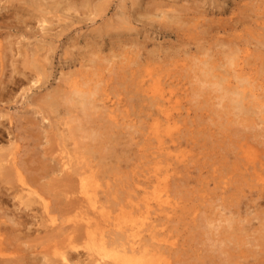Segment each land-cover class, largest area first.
<instances>
[{
    "label": "rangeland",
    "instance_id": "rangeland-1",
    "mask_svg": "<svg viewBox=\"0 0 264 264\" xmlns=\"http://www.w3.org/2000/svg\"><path fill=\"white\" fill-rule=\"evenodd\" d=\"M92 1L91 0L89 1L90 3H92L90 7L93 8V9H90L89 7L88 9L90 11L87 9V7L83 8V10L82 8H80L81 11L79 9H77L76 11L74 9L64 11V9H66L67 7H64V9H61V10L59 9L58 11L57 9L56 11H53V13L48 15L49 18L51 17L50 20L53 22V25L51 26L52 28L50 27L51 31L49 30L50 32L48 31L49 34H47L43 29L42 30L44 32L41 30L42 25L39 22V18L33 17L31 19L29 14L22 13L20 11H17V9H15L13 5H19L18 4L19 1L0 0V49H2L1 47H4L5 48L4 50H6V47L8 46V44H10L8 42L10 40L13 43H15L14 48L16 50L14 49V52L17 51L15 52L17 54L14 53V55H16L14 56L15 58L13 57L14 60L13 59L10 60L11 56L9 60L8 59L6 60L8 61L7 62L8 64L10 62L9 68L7 67L8 69L6 71L4 69V72L2 73V75L0 73V100L2 101V102L0 101V122H1L0 131L1 133H3V134H0V153L1 155L6 156L8 159L16 158L20 164L21 163L24 164L23 168L25 169V171L28 167H30L27 169L28 172L24 171V175H26L25 173H27L26 176L28 177L38 176L41 174L40 172H42V168H41V171L40 169L35 170L36 171V172L34 171L35 175L32 174L33 168L34 169L35 167L39 168L37 167L38 165H41L40 167H42L43 165L44 167V165L46 166L48 164L46 166L47 169H53V168L59 169L60 164L62 163L63 157L71 156V154H74L71 157L75 158V153L81 150V147L79 146L80 141L85 143L83 140L88 141L89 139H91L89 134H92L90 130L92 129L93 131V127L94 129L96 127V131L98 128L101 131L102 125L98 122L100 117L99 116H98L99 118L95 117L97 114L93 115L97 119V121L96 119L92 118L93 116L88 118L89 120H87V116L84 114L77 115L78 117L74 118L73 116H76V113L80 114V112H78L77 107H76L77 111L75 110L76 111L75 112L73 109H76V108L73 105H68L65 111L64 109L62 110V112L64 111L63 114L65 116L63 117L61 115L64 118L63 121L61 120L62 122L60 120L57 121V118H55L56 121L60 123V125L57 127L51 125L53 122L56 123L55 119H53L54 121L52 120V122L49 120H44L41 115V114L44 115V113H41V111L40 112L38 111L40 108H37V107H40V105L37 102L38 99L36 98H39L40 95L42 96L44 94L43 92H48V90L50 91L51 90L50 88L53 89V91L51 90L52 92L55 91L57 93L59 91L56 89H60V88L62 91L64 89V88L62 89L63 85L65 86L64 78H67L64 74L68 75V77L70 76V74L74 76L75 74L73 70H75V73H76V76L74 78L80 81L88 80L89 83L94 84L97 80V81H101L100 83L101 85L104 84L105 87L103 88L101 87L102 88L101 93L104 91L103 95L105 98L104 102H105L106 109L120 113V116L118 117V120H119L118 123L125 125L124 128L123 127L121 128V130L124 133H127V136H124L125 139L122 140L123 144L120 145L119 148L123 149L126 146L132 148L131 146L127 145L128 140L131 139V137L129 136L134 135L135 139L132 140V142H136L139 139L137 137L138 133L134 134V132H132L133 130L130 129L127 125H129V123H133L131 122V120H133L134 123H137L138 119L135 118L136 119L135 120L134 116H132L131 119L127 118L126 120H124L123 116L125 117L126 115L125 111L127 109H130L129 102L131 99L129 98H131L130 96L131 93L129 91L132 92L133 89H136L135 87L138 85L137 81L138 80L141 81V77H140L141 73H139L141 72V69H139L137 65H134L132 61L134 60L135 52L137 51L141 55H143L141 57L142 59H145L146 57L150 58L149 62H150V68L152 70L157 69V68L159 69L163 68L162 70L160 69L161 72H165L166 74L165 75L164 73H162L165 78L163 81L168 82V84L172 88H170L167 85L166 86L169 87L168 89L173 90V93L175 95L173 96L175 97V99H178L179 102H181V104L179 105V110L175 111L177 114L176 119L181 121L180 125L182 129L180 133L181 135L180 140L184 141L183 139H181L183 137H186L187 139L193 138L195 140V145H197V146L193 145V148H189L192 145L191 141L189 143L190 146H187L188 144L184 142L185 146L183 148L184 149L186 148L185 151H187L186 152L187 156L191 155L190 153L193 152L195 155L197 154L196 156H198L199 158L195 160L196 157L194 156L195 158L193 157L192 159L193 162H191L190 157L186 158V160L188 159L187 160L188 166L190 165L189 173H187L186 171V176H185L187 177V174H189L190 177L188 179L184 177L186 180H189L188 185L186 186L184 185V183L180 185L182 181L179 182V181L174 180L176 178L175 177L176 175L175 176L173 175L175 178H172L173 176L169 178L172 184L170 187V191L168 189L167 195H171L170 200L173 203L175 202L174 204H176L177 210H179V208L181 212L183 210L182 212L183 215L181 216L180 222L177 223L174 221H170V222L168 221L167 223V218L170 216L172 217L173 213H171L167 217H166V214H162V218H164V221L166 223V231L170 230V233L169 231L167 232L168 234L165 231L164 236H167L170 239V242H173L174 244H176V246H174L172 249L175 250V248L178 249L180 247L181 249L183 248L182 250L185 252V255H183L184 252L182 253L179 248V251L178 250L176 251L177 254H175L172 258V263L176 262V260L179 259L177 257H180L181 259L180 262H182L183 264H200V262L202 261H209V258H212V256H213L212 259L214 260V262L216 263L220 262L221 264H227V263L228 264H238V263L244 262V259L237 258L239 257L238 253L236 252L237 250L235 251L236 253L233 255H231V253L229 254L227 253L226 254L227 257L225 255L227 259L224 257L223 253L220 252L222 251L221 248H224L225 246H220L218 244L219 243L218 237L222 236L221 234L219 235L218 233H221L223 229L220 231L221 228L218 229L217 227H215L214 229H216L217 231H215L214 233L213 230H211V227H208L207 225V223H210V222L212 223L217 218H219L217 215L218 211L216 212L215 210H213L214 207L211 206L213 201L212 203L210 201V200H213L212 198L215 197L213 196L215 194L212 192L214 191L215 183L213 184L211 181H209V186L207 189L209 191V195L207 196L209 199L207 197L206 199L205 198L202 200L200 199L203 203L205 202L204 206H201L199 205L200 203L198 202V190H197L198 184H199L198 181L206 178L205 176L207 175L206 172L208 170L211 171L213 169L212 171L214 172L215 167L216 166L219 167L220 160L223 157H225L224 154L227 155V158L225 161L224 159L221 160V163H225L227 161L231 163L233 162V160H235L234 159L235 154L233 152L235 153L237 152L236 146H235L237 143L236 141L237 139L239 140L241 138L243 139L242 142H247L249 145L255 144L253 145V147H256V145L257 146L259 145L260 148L259 146L258 148L257 147L256 148L258 150L260 149L263 150L264 149V132H263L264 125L262 127V125H260V122H259L260 120L257 121V119L259 118L256 117L257 119L253 118L254 121L252 119L254 123H252V121L249 122L251 124H249L248 122H245L242 126L243 128L247 127V129H243L241 124L238 125V123H236V122L241 121L242 119L241 116H238L235 118L238 121L234 122L235 123V124L233 123L234 125L229 126L230 124H232L230 123V119H234L232 116L235 117V115H229V117H227V115L225 114L226 109H223L222 107L219 108L221 104L217 102L218 99L215 97L218 93L211 92L209 89H201L197 81L199 80L201 81L204 79L203 75L199 73L200 72L199 70H201V66L199 65L201 64L200 61L207 57V54L210 53V55H213L215 57L214 59H217V60L219 59L218 61L221 60L220 62H223L226 60L223 52L235 48L238 50V54H239L238 59L240 62V66L243 69L242 73L252 78L251 80L254 81L253 83L254 87L257 86L254 90L256 93L255 94L256 98L262 95L263 96L262 98L258 97L257 99L260 100L259 102L264 101L263 100L264 99V95H263L264 94V44H263L264 43V30H263L264 28V25H263L264 23V20H263L264 19V16H263L264 15V0H137V2L138 1L139 2L137 3L136 6H133V7L131 6L132 0H111V2L109 0H105V1L103 0V2L102 0H98V3H97V0H95L96 2H94V0ZM99 1L102 4L109 1L110 3L107 5L109 6L108 9L106 8L107 6L103 7L102 4L100 5ZM122 2H125L126 7H124V5H121ZM159 2L161 4H159ZM155 3L159 5L155 6ZM11 6H13L14 8ZM162 10L166 11L168 15H180L182 17L181 22L183 23L181 22L175 23V24L168 23V20L165 18L154 20L153 17L156 15H159ZM65 13L67 14V17L69 19L61 20L60 19L61 17L59 16ZM54 14H56L57 17L52 16ZM144 15H148V17L147 18L142 17ZM38 16H39V13H38ZM256 16H258V18ZM76 17H78V19ZM83 17H85V19ZM238 18H240V22H236V21H239ZM250 18L251 20L252 19L253 20L251 21ZM19 21H21L22 23ZM124 21L130 22V23L127 24L126 22L125 24ZM130 24H131L130 28L132 27V29H127ZM71 25L73 27H71ZM65 26H68V27L66 28ZM113 26H115L116 28L114 27L115 28L114 29ZM61 29L63 30V32H65L64 34L60 33V31H62ZM96 30L98 32H96ZM57 34H59V36ZM60 34H61V37H60ZM96 38L97 39L99 38V39L97 40ZM112 38L113 40L111 41ZM38 40H40L39 44L37 43ZM42 40L43 41L45 40L46 42L45 41L42 42ZM119 40H122L121 41L122 43L119 42ZM51 41L52 43L53 42L54 43L52 44ZM45 43L48 44V47L47 45H44L46 46L45 49L47 48L46 50H48L47 53L42 47L43 44ZM49 43H51L52 45L51 44L49 45ZM29 44L30 45L32 44V45L30 46ZM37 44L39 46H37ZM86 44H88L89 46L88 45L86 46ZM95 44H97V47H96L97 49L91 47V46L94 47ZM40 45L42 48L40 47ZM134 45L138 47L135 49L136 51L133 52L134 48H132L131 46H134ZM22 46H24V48H22ZM50 47H53V48H50ZM71 47L72 48L76 47V48H73L75 50H72ZM27 48H34L38 54L41 52V54L39 55L37 54V57L41 62L43 60L45 61V63H43L44 61L42 62L43 64L47 65L48 64L47 62L51 63V65L49 63L47 66H44L46 67L44 70H45V74L47 75V76L45 75L46 77H43L42 79V80L45 79L44 84H42L43 83L42 80L38 81L36 84V79H35L36 76H34L35 72L32 71L31 69L29 71V68H31V66L26 63H24L25 66L23 65V62H24L22 61L23 53L24 52H28V54H31V52L33 53L32 49L28 50ZM42 49L44 50L43 54L45 56L46 55L48 56L47 59L40 58V57H44V56H41L43 55ZM65 49L69 50L68 53L71 55V57H69L68 53H65L66 51ZM94 49L97 51H100V55L102 54V56H104L102 61L99 60V63L94 62L95 60L93 58L95 59L97 58L96 60L98 61V59H101L102 56L99 57L97 54L98 52H96ZM2 50L0 52H2ZM51 50L53 51L50 52ZM75 51H78V53ZM90 52H92L93 57L90 55L91 54ZM66 54L68 55V58ZM112 55L117 56L115 59L119 61V63H117L118 65L109 63L108 60L109 58L110 59L112 58L111 57ZM73 56H75L76 58L74 57L75 58L74 59ZM25 57L26 56L23 57L24 60H25ZM86 57L88 59H86ZM65 58H67V60ZM82 59L83 61H81ZM72 60H74L75 62L74 61L72 62ZM87 60L88 62H91V61L92 62L88 64ZM26 61H27V58H26ZM127 61L129 62L127 63ZM164 61L165 63L166 62L167 63L165 64ZM12 62L14 65L12 64ZM160 62L164 64H161ZM129 63L133 66V68H131L132 66H130ZM83 64L84 66L86 64L87 69L82 70L83 68H85L82 66ZM11 65L13 67H11ZM87 65H90V66H87ZM26 66H28L29 68ZM75 66L78 69L75 68ZM98 67H100V69H98ZM197 67L198 69H196ZM11 68L13 69V72L15 70L14 73L12 72ZM95 68L99 71L95 70ZM135 68L138 70V72H136ZM115 69H116V72L118 70L120 73L119 72L116 73ZM238 69H240V67H238ZM111 70H114V72ZM69 71L70 72L73 71V72L70 73ZM79 71L83 74V75L81 74L82 76L77 74ZM25 72L26 74H24ZM31 72L34 74L33 76ZM91 72L95 73V75L93 74L91 75L90 74ZM99 73L102 74V76ZM84 74L88 76L85 77ZM113 74L114 75L117 74L116 77H118L117 79L113 77L114 80L116 79L115 83L112 82L114 81L112 78ZM93 76L95 77L93 78ZM81 77L85 78V80H83V78ZM98 77L99 79L100 78L101 79L99 80ZM109 77L112 79H110ZM46 81H47V84H45ZM127 82H129V84ZM126 83L128 86H133V84L135 83L136 84L134 85V87H131L132 89L128 87L129 89L126 90L127 89ZM59 84L62 87H59ZM56 86L59 88H57ZM65 90L66 89H64L63 91ZM125 92L126 93L129 92L127 93L128 95ZM30 96H33V98ZM35 99L37 101H35ZM181 106H183L182 110H181ZM70 111L72 113H70ZM7 113L9 114V117L2 116L3 114H7ZM222 113L224 114V116L222 115ZM46 114L47 113H45L44 117H47ZM73 118L75 119V121L77 119V122H73L74 121ZM80 119L82 122L84 121L85 123L80 122ZM195 119L198 120L197 124H196ZM193 120L195 121V123H193L194 122ZM255 120H256V123H255ZM66 121L69 124L68 126H66L67 124L64 125ZM34 122L35 124H33ZM40 122L41 124H37ZM78 122L82 124V126H84L83 124L86 125L87 123H89L87 124V126L83 127L84 130L88 127L85 130V132L82 131L83 135L80 131H77V130L74 133L73 127L70 128V126H72L70 125L71 123L72 124L75 123L74 125L79 126L80 124ZM100 122L102 121L100 120ZM90 123L93 125H91ZM36 124L38 125L37 127L34 126ZM94 124H97V125L95 126ZM41 125L44 126V128ZM194 125H196L197 127H195ZM235 125L237 127L239 126V128L237 129ZM250 125H252V128L250 127ZM50 126L52 127V129L50 128ZM107 126L108 124L106 125V127ZM186 126H189L190 128L188 129L186 128ZM54 127L58 128L56 129L57 131L54 129ZM89 127L90 128L92 127V128L89 129ZM70 129L72 131H70ZM104 129L102 130L104 131ZM88 130L90 132L88 134V136L90 137L89 139H87L88 136L86 134L88 133L86 132ZM188 130L191 132H189ZM243 130L246 131L247 135H245V131L243 132ZM128 131H130V133ZM236 131L238 134H236ZM240 131L243 133V135H245L244 138ZM48 132H50L51 135L53 136L51 137V135L48 134ZM248 132L250 133V136L253 137L252 140L254 139L253 143H251L252 140H248L249 138ZM259 132H262V133L257 134ZM239 133L241 135H239ZM56 134H58V136ZM85 134L87 137L85 136ZM183 134L184 136H182ZM47 135H50V137L49 136L47 137ZM81 135H82V138H81ZM45 137L48 138L49 142H47V138ZM166 138L164 137V140H165L164 142L169 141V137H166ZM255 139H256V142L257 141L259 142L256 143ZM235 141L236 143L234 144ZM239 141L241 142V140ZM248 141H250V143ZM91 142H95V141L92 140ZM91 142L88 141V143H91ZM93 144L94 146H96L95 143ZM156 144L157 142L153 145V148L157 146ZM87 145L90 146V144H87ZM84 146H86V144H84ZM166 146L168 147V143ZM203 146L204 147L207 146V148L204 149ZM199 148L202 150L203 153L201 152ZM137 149L138 148L136 147L135 150ZM190 149L193 151H191ZM82 151H84V148L82 149ZM135 152L136 153H132V154L124 152V154L127 153V155L130 154L131 156L135 154L133 155L132 158L136 159L137 157L141 155V153L139 154L137 153V151ZM204 152L207 154H204ZM44 153L46 154V156H43ZM229 154L232 156L228 157ZM209 155H210V158H209ZM135 156L137 157L134 158ZM132 158L130 160L131 161L130 163L133 164L134 160ZM30 163L32 164L29 165ZM143 163H145V159ZM49 164H51L52 166ZM137 165L139 164L137 163ZM137 165L135 164V166ZM214 165L216 166L214 167ZM202 167H206V170L207 169L208 170L204 171V174H203V176L205 175L204 178H202V176L199 178L198 175L200 173H199V170L197 169H200ZM213 172H208V178L211 176L210 178L211 179L214 178L215 180V177L212 176L213 174L212 175L210 174ZM37 173H40V174L37 175ZM180 177H181V174H180ZM48 178L49 180H51V177H48ZM142 178H139L138 176V178H134L135 179L134 182L128 183L129 185H131L130 189H132L131 191L133 194L131 195L130 198L135 199L132 202V204L135 206L137 204V207H135L133 210L130 211V215H132V218L128 217L131 221L129 222L130 226L134 225V229H133L134 233H137L138 228L140 227L141 229V227L146 222V220L149 219L151 216H153L155 219V215L153 213L154 209H152L157 204V200L154 199L155 189L151 187L148 189L147 193H144V188H143L144 179L142 180ZM130 179H131L130 177L129 179L123 178V180H126V181L127 180L130 181ZM46 180L47 178H45V180L43 179L42 182L44 181L45 183H42V182L41 183L47 184L49 180L47 181ZM11 181H13V183L11 182L12 184L17 183L18 185V182L16 180H11ZM1 182L2 181H0V185L2 184ZM121 182L122 181H119L118 184L121 185ZM173 182L175 183L173 184ZM112 183H115V180H113ZM12 184H11L12 188L8 187L10 185H7V184L6 186L4 184L2 185L8 188H11L12 191H14L17 188V185L15 186L14 184L13 186ZM51 184L53 186L51 187V189H48L49 192H47L46 195H47L48 200L51 201L50 207L53 213L52 215L56 216V222L54 225L61 226L63 224V221H66V220L69 221L68 224L66 225L76 224L83 216L82 214H79L81 213L80 212L81 210L77 209L76 211H69L68 213L61 212L62 211L61 209L62 208L64 209L65 207V206L62 207V204L66 205V197L63 196L64 195L63 193L61 194V189H60L61 187H57L56 186L58 185L57 183L53 182ZM175 184H177V186ZM90 185H94V183H91ZM74 187L76 186L74 185ZM54 189L55 190L58 189V191H55ZM135 190L138 193L137 192L134 193ZM217 190L215 191L216 194L217 193L219 194L220 192H222L221 189L217 188ZM76 191H79V188L78 189L76 188ZM186 194L188 196H185ZM263 201H264V198L259 201L261 202L260 205H262V208H264ZM125 202L124 203L121 202L122 203L121 206H126ZM98 206H99L98 204H95L94 206L89 207L84 210H91L93 208L95 209ZM183 206H185L184 207L185 209L183 208ZM6 207H8L10 210L11 209L14 210L15 208L17 210L18 200L11 199L8 202ZM127 207H131V204H129ZM115 209H117V212H118L120 208L116 207ZM41 210H42V207L36 204L33 206V209L30 211V214L36 215L37 219H41V217L44 216ZM176 215L179 216V214H176ZM252 222L250 224L252 225L254 224V230L257 229L255 228L257 227V225H259L258 227H260V229L261 228L263 229V227L261 226L262 225L261 223H264V220H262L261 222H259L258 220L254 221V223ZM63 226L65 225L63 224ZM52 228L53 226L49 222H48V227L35 226L34 230L36 232L34 233V236L38 234L39 240L31 239L30 241L32 242L29 241L20 246L17 245L15 247H10V251H14L17 253L20 252V254L22 255L24 254V251L25 253L28 252L29 254H32L34 256H36L35 254H39L37 256L38 259H41L43 261L44 260L43 256H44L45 251H48V250L51 251L53 249V245L49 246V245L44 244L45 240H48L47 232L52 230ZM256 232L254 234L256 237H258V235L261 233L263 234V230H259V228L256 230ZM245 238L246 237L242 235L240 239L242 240V242H244L243 240ZM138 239L139 237H137L135 240L137 241ZM259 240L261 241V244H260L261 247L258 248L260 251L258 250L257 259H259L260 261V257L263 256L261 260L263 259L262 261H264L263 237L262 239H259ZM82 244H85V243L81 242L80 246ZM245 248L247 247L242 246V249H245ZM224 249L228 251L229 248L225 247ZM232 251L234 253V250ZM79 253H80L79 257L82 256V258H85L86 250L84 248H80ZM203 257H206V258L203 259ZM248 257L249 256H247V258ZM251 258L252 257H249L248 260L249 261L254 260V258L252 259ZM76 261H77V257L73 260V262H76ZM209 264H211V262Z\"/></svg>",
    "mask_w": 264,
    "mask_h": 264
},
{
    "label": "bare ground",
    "instance_id": "bare-ground-1",
    "mask_svg": "<svg viewBox=\"0 0 264 264\" xmlns=\"http://www.w3.org/2000/svg\"><path fill=\"white\" fill-rule=\"evenodd\" d=\"M17 1H19L18 2L19 5H13L15 7V9H17V11H20L22 13L29 14L31 19L33 17L39 18V22L42 25L41 30L43 29L47 34H49L48 33L49 30L51 31L50 27L53 25V22L50 20L51 17L49 18L48 15L53 13V11H56V9L58 11L59 9L61 10V9H64V7H67L66 9H64V11H68L71 9H74L76 11L77 9L80 10V8H82V10H83V8H85V7H87V9H88L92 5V3L89 2L90 0L89 1L88 0H79V1H77V0H17ZM109 1L111 2V0H109ZM109 1H107L103 4L100 3V1H99V3H100V5L102 4L103 7H106L110 3ZM94 2H96V1L94 0ZM102 2H103V0H102ZM138 2H137V0H132L131 6L132 7L136 6ZM97 3H98V0H97ZM159 4H161V3L159 2ZM159 4L155 3V6L159 5ZM121 5H124V7H126L125 2H122ZM13 6H11V7H13ZM111 6H113V5H111ZM148 6H149V4H148ZM108 7L109 6H107L106 8L108 9ZM90 9H93V8L90 7ZM107 9H105V10H107ZM84 10H86V9H84ZM100 10H102V9H100ZM103 11H104V9H103ZM61 12H63V11H61ZM38 13H39V16H38ZM159 15L154 16L153 19L156 20V19H161V18L164 19L165 18L168 20V23H174V24L182 21V17L180 15H168V13L164 10H162ZM52 16H56V14H54ZM59 17H61L60 18L61 20L62 19L63 20L69 19L67 17L66 13L62 14ZM142 17L147 18L148 15H144ZM256 17L258 18V16H256ZM70 18H72V17H70ZM76 18L78 19V17H76ZM83 18L85 19V17H83ZM238 19H239V21H236V22H240V18H238ZM79 20H81V19H79ZM250 20H251V18H250ZM19 22H21V21H19ZM24 22H26V21H24ZM126 22L127 21H124L125 24H126ZM129 23L130 22H127V24H129ZM181 23H183V22H181ZM263 25H264V23H263ZM130 26H131V24L129 25V27L127 29H132V27L130 28ZM65 27L67 28L68 26H65ZM71 27H73V26L71 25ZM114 27L115 26H113V28ZM97 30H96V32H98ZM263 30H264V28H263ZM60 33L64 34L65 32H63V30H62V31H60ZM99 33H100V31H99ZM115 33H116V31H115ZM57 35L59 36V34H57ZM60 37H61V34H60ZM112 40H113V38L111 39V41ZM39 41L40 40H38V42H37L38 44H39ZM44 41L42 40V42H44ZM115 41H117V40H115ZM121 41L122 40H119V42H121ZM126 41H127V39H126ZM8 42L10 44L7 43L9 47L7 46L6 50H4L5 49L4 47H1L3 50L0 49V51L2 50V52H0V73H1V75L4 72V69L6 71L9 68L10 62L8 64L7 63L8 61H6V60L7 59L9 60L10 56H11L10 60L13 59V57L16 56V55H14V53L17 52V51L14 52L15 43H13L10 40ZM42 42H40V43H42ZM51 43H52V41H51ZM51 43H49V45ZM71 43H72V41H71ZM38 44H37V46H39ZM115 44H117V43H115ZM44 45H47V47H48V44L45 43L42 46L44 48L45 52L47 53L48 50H46L47 48L45 49L46 46H44ZM87 45L88 44H86V46ZM100 45H101V43H100ZM74 46H76V45H74ZM135 46L136 45L131 46L132 48H134L133 52L136 51L135 49L138 47V46H136V47ZM40 47H41V45H40ZM91 47L96 48L97 44H95L94 47L93 46H91ZM22 48H24V46H22ZM50 48H53V47H50ZM73 48H76V47H73ZM73 48H72V50H75ZM27 49L28 50L32 49L33 53L30 51L31 54H28V52H24L25 50L23 49L24 50L23 51L24 52L23 57L26 56L25 60L22 57V61H24L23 65L25 66L24 63H26V64L31 66V68H29L28 66H26V67L29 68V71L31 69L32 71L35 72L34 73L35 75L32 72L31 73H32V76L33 75L36 76L35 79H36V84H37L38 81H41L43 79V77L47 76L45 74V70H44L46 67H44V66H47L50 62H47L49 60L48 59L46 61L48 64L47 65L43 64V63H45V61L43 60L44 62L42 61L43 62L42 63L38 59V57H37L38 53L34 48H27ZM66 49H67V47H66ZM101 49H102V47H101ZM112 49H113V47H112ZM44 50L42 49V54H43ZM52 51L53 50H51L50 52H52ZM79 51H80V49H79ZM95 51L98 52L97 54L99 57L102 56V54L100 55V51H97V50H95ZM68 52H69V50L65 51V53H68ZM75 52L78 53V51H75ZM90 53L89 54L92 56V52H90ZM15 54H17V53H15ZM39 54H41V52ZM53 54H54V52H53ZM223 54H224L225 59H226L223 62H220L221 60L218 61L219 59L218 60L214 59L215 57L213 55H210V53L207 54V57L205 59L200 61L201 64L204 62H208L211 65V77H212L213 81L218 82L222 85L221 91H217L214 89H209V90L211 92L218 93L215 97L219 101L217 99L216 100H217V102H219V104H221V106H219V108L222 107L223 109H226L225 114L227 115V117H229V115H235V117L232 116L234 119H230V123H232V124H230L229 126L234 125L235 124L234 122L238 121L235 118L238 116H241V118H242L241 121L236 122V123H238V125L241 124V126H242L245 122L249 123L250 121H252L253 118L257 117V118H259V119L256 118L257 121L260 120L259 121L260 125H262V127H263V125H264V103L263 102L264 101L259 102L260 100L257 99L259 96L256 98V96H255L256 93L254 90L257 86L254 87V85H253L254 81L251 80L252 78L249 77L248 75H245L242 73L243 69L241 68L240 62L238 59V55H239L238 50L234 48V49H231L228 51H224ZM41 56H44V57H40L43 59L48 58V56L46 55L47 56L46 57L44 54ZM142 56L143 55H141L139 52L136 51L135 56H134L135 58H134V60H132L133 64L137 65V67L139 69H141V72H139V73H141V75H140L141 81L136 80L138 82V85L135 87L136 89H133L132 92L129 91L131 93V95H130L131 98L128 97L129 99H131L129 102L130 109H127L125 111V113H126L125 117L123 116L124 120H126L127 118L131 119L132 116H134V119L135 118L138 119L137 123H134V121L131 120V122H133V123H129V125H127L130 129L133 130L132 132H134V134L138 133L137 137L139 139L136 142H132V140L135 139L134 135L129 136V137H131V139L128 140L127 145L131 146L132 148L127 147V146L123 149L119 148L120 145L123 144L122 140L125 139L124 136H127V133H124L121 130V128L122 127L124 128L125 125L118 123L119 122L118 117L120 116V113L106 109L105 102H104L105 98L103 95L104 91L101 93L102 88L105 86H104V84L103 85L100 84L101 81L96 80L95 83L93 81L94 84H91L88 82V80L86 81L85 78H83V77H81V78H83V80H85V81H80V80L74 78L76 76V73H75V70H73L74 74H75V75L73 74L74 76H72L70 74L73 71L72 72L69 71L70 73L68 72L70 74L69 77H68V75L64 74L67 77V78H64L65 86L63 85V87H62L59 84V87H62V89L63 88L66 89L65 91H63L64 89L61 91V88L60 89L55 88L56 90L59 91L56 93L55 91L52 92L53 89L50 88L52 91L51 90L49 91L47 89L48 92H43L44 94L42 93L43 95L42 96L40 95L39 98H36L37 95L35 96V98L38 99V101L36 99H35V101H37L40 105V107H37V108H40L38 111L39 112L41 111V113H44V115H45V113H47L46 115L48 118L44 117V115L41 114L44 120H49L52 122L53 119L57 118V121L58 120L63 121V119H64L63 117H65L63 112L67 109L68 105H73V106H75V108L77 107L78 112H80V114L76 113V116H73L74 118H77L78 117L77 115H83L84 114L87 116V120H89L88 118L97 114L95 117H98V116L100 117V118L98 117L99 118L98 122L102 125V129H104V128L105 129H104V131L102 129L100 131V129L98 128L99 130L97 129V131H96V127H95V129L93 127V131L95 130L93 133V131L91 129L92 127L91 128L89 127V129H91L90 131L92 134H89L90 133L89 130L86 131V132H88L86 134H87V136L89 134L91 139L95 142H91L92 140L89 139L90 137L89 136L87 137L85 134L87 139H89L88 141L91 142L92 144L88 143L87 140H83L85 143L80 141L79 146L81 147V150L78 151L77 153H75V158L71 157L74 154H71V156L63 157L62 163L60 161V163H61L60 168L59 169L57 168L58 171H57V169H54V168L53 169H47L46 166L48 164L46 166L44 165V167H43V165H42V167H40L41 165H38L37 167H39V168L35 167V169L33 168V170H32L33 171L32 174L35 175V172H36L35 170L40 169V171H41V168H42V172H40L41 174L37 173V175L40 174L38 176L28 177V176H26L27 173H25L26 175H24V171H25V169L23 168L24 164L21 163L22 164V166H21V164L18 162V160L16 158L8 159L6 156H4V155L2 156L0 153V155H1L0 156V181H2L1 183L4 184L5 186H6V184L10 185L8 187H11V184L13 183V181H11V180H16L18 182V185H17V183L16 184L14 183L15 186L17 185V188L14 191H12V189H11L12 187L8 188L2 184L0 185V264H173V263L183 264L182 262H180L181 261L180 257H177L179 259H177L176 262L172 263V258L175 254H177L176 251L177 250L179 251L180 247L178 249L175 248V250L172 249L174 246H176V244H174L173 242H170V239L167 236H164V233L166 231V223L164 221V218H162V214H166V217H167L171 213H173V216L172 217L170 216L171 218L170 217L167 218V223H168V221L169 222L174 221L177 223L181 221V216L183 215L182 214L183 210H182V212L180 211V208H179V210H177V206H176V204H174L175 202L173 203L170 200L171 195H167L168 189L170 191V187L172 184L171 181L169 180V178L173 175L174 176L176 175L175 176L176 178L174 176L172 178H175L174 180L179 181V182L182 181L180 183V185L182 183H184V185L187 186L189 180H186L185 178L188 179L190 176H189V174H187V177H185V176H186V171H187V173H189V166L190 165L188 166V161H187L188 159L186 160V158L190 157L191 162H193L192 159L194 156L196 157V158L194 157L195 160L199 159V158H198V156H196L197 154L195 155L193 152H192L193 154L190 153L191 155L187 156V154H186L187 151H185L186 148L185 149L183 148L185 146L184 142L186 144H188L187 146H190V144H189L190 141H191L192 145L189 148H193V145H195V140L193 138L187 139L186 137L181 138L184 141L180 140V136H181L180 133H181V129H182L181 125H180L181 121L176 119L177 114L175 111L179 110V105L181 104V102H179L178 99H175V97H174L175 95L173 93V90L168 89L170 87L168 82L163 81L165 79L163 74H162V73L165 74V72H161V70L163 68H160L161 70L159 68L152 70L150 68V62H149L150 58L146 57L145 59H142L141 58ZM69 57H71L70 54H69ZM74 57L75 56H73V58ZM103 57L104 56H102L101 59H98V61L96 60L97 58L96 59L93 58L95 60V61L94 60L93 61L99 63V60L102 61ZM111 57L112 58L111 59L109 58V60H108L109 63H113V64L118 65L117 63H119V61L115 59L117 56L112 55ZM26 58H27V61H26ZM67 58H68V55H67ZM67 58H65V59L67 60ZM86 59H88V58L86 57ZM152 59H153V57H152ZM73 61L74 60H72V62ZM81 61H83V59ZM89 61H90V59H89ZM27 62H29V63H27ZM91 62H88V60H87L88 64ZM128 62L129 61H127V63ZM233 62H235V63L233 64ZM100 63H102V62H100ZM164 63H165V61H164ZM164 63H161V64H164ZM12 64H13V62H12ZM95 64H97V63H95ZM154 64H156V63H154ZM201 64L199 65V66H201V70H199L200 71L199 73H201V75H203V78H205L203 67ZM50 65H51V63H50ZM90 65H92V64H90ZM90 65H87V66H90ZM116 65H114V66H116ZM129 65L132 66L130 63H129ZM82 66L85 67V68L82 67L83 68V69L81 68L82 70L87 69L86 64H85V66H84V64ZM11 67H13V66L11 65ZM238 67H240V69H238ZM75 68H77V67L75 66ZM88 68H90V67H88ZM131 68H133V66ZM98 69H100V67H98ZM196 69H198V67ZM95 70H97V69L95 68ZM129 70H131V69H129ZM97 71H99V70H97ZM111 71L114 72V70H111ZM12 72H13V69H12ZM14 72H15V70H14ZM79 72L77 74L81 75L82 73L80 72V74H79ZM115 72H116V69H115ZM117 72H119V71L117 70ZM136 72H138L137 69H136ZM83 73H84V71H83ZM24 74H26V72ZM90 74L95 75V73H93V72H91ZM114 74L112 75V78L115 77L117 79L118 78V77H116L117 74L116 75H114ZM133 74H135V73H133ZM133 74H132V76H133ZM100 75L102 76V74H100ZM123 75H124V73H123ZM138 75H137V77H138ZM65 76H63V77H65ZM84 76L86 77L88 75L84 74ZM238 76L249 77L250 78V85L247 88L240 90L241 91V97L236 102V104H233V100H232V97L230 96V93L233 92L234 90H236V88H237V81L236 80H237ZM94 77L95 76H93V78ZM89 78H91V77H89ZM112 78H110V79H112ZM177 78H179V77H177ZM98 79H99V77H98ZM116 79L114 80V78H113L114 81H112V82L115 83ZM44 80H42L43 81L42 84H44ZM47 80H48V78H47ZM203 80H201V81H203ZM103 82H105V81H103ZM127 83L129 84V82H127ZM127 83H126V86H127L126 90L129 89L128 87H130V89H132L131 87H134V85L136 84L135 83V84H133V86H128ZM45 84H47V81ZM122 85H124V84H122ZM166 85L169 87H167ZM45 86H47V85H45ZM176 86H177V84H176ZM40 87H42V86H40ZM59 87H57V88H59ZM170 88H172V87H170ZM45 89H46V87H45ZM75 90H79L80 94L79 95H73V92ZM177 91H178V89H177ZM129 92H127V93H129ZM258 95H259V93H258ZM30 97L33 98V96H30ZM262 97L263 96L261 95L259 98H262ZM61 107H62V109H61ZM182 107L183 106H181V110H182ZM77 108L73 109V110L77 111ZM200 108H202V107H200ZM216 108H218V107H216ZM63 109H64V111L62 112ZM258 109H260V110H258ZM237 110H238V114H234ZM71 111H70V113H72ZM67 112H69V111H67ZM223 113H222V115L224 116ZM259 114H260V116H259ZM2 116L3 117H9V114L8 113L3 114ZM95 117L93 116L92 118L96 119ZM100 120L102 122H100ZM195 120H196V124H197L198 120L197 119H195ZM227 120H229V119H227ZM55 121H56V119H55ZM57 121H56V123L53 122L52 124L51 123H49V124L57 127L60 125V123ZM96 121H97V119H96ZM253 121H254V119H253ZM253 121H252V123H254ZM41 122L37 123V124H41ZM73 122H77V119H76V121L74 119ZM80 122H82L81 119H80ZM82 123H85V122L83 121ZM193 123H195V121ZM255 123H256V120H255ZM0 124H1V122H0ZM33 124H35V122ZM37 124L34 126L37 127L38 126ZM45 124H44V126H45ZM74 124L75 123L70 124V125H72V126H70V128L73 127V132L75 133L77 130V131H80L82 133V131L85 132V130L88 128L87 127L84 130L83 127L87 126V124H89V123H87L86 125L83 124L84 126H82V124H80V123H79L80 124L79 126H76ZM105 124L106 125L108 124V126L106 127ZM249 124H251V123H249ZM64 125L68 126L69 124L66 121V123H64ZM91 125H93V124H91ZM94 125L96 126L97 124H94ZM44 126H42V127L44 128ZM194 126L197 127L196 125H194ZM56 127H54L55 130L58 129ZM250 127L252 128V125H250ZM50 128L52 129L51 126H50ZM186 128L189 129L190 127L186 126ZM236 128L238 129L239 126L238 127L236 126ZM242 128H243V126H242ZM51 129H50V131H51ZM240 129H241V127H240ZM243 129H247V127L243 128ZM190 130H192V129H190ZM70 131H72V130L70 129ZM244 131L245 130H243V132ZM128 132L130 133V131H128ZM189 132H191V131H189ZM263 132H264V130H263ZM260 133H262V132H259L257 134H260ZM0 134H3V133H1V131H0ZM48 134L51 135L50 132H48ZM184 134H185V132H184ZM184 134L182 136H184ZM197 134H198V132H197ZM236 134H238L237 131H236ZM241 134L243 135L242 132H241ZM241 134L239 133V135H241ZM248 134H249L248 140H252L253 137L250 136L249 132H248ZM50 135H47V137L48 136L50 137ZM56 135L58 136V134H56ZM62 135H63V133H62ZM82 135H83V133H82ZM82 135H81V138H82ZM245 135H247L246 131H245ZM245 135H243V138ZM52 136L53 135H51V137ZM254 136H255V134H254ZM257 136H259V135H257ZM47 137H45V138H47ZM164 137L165 138L169 137V141L164 142L165 141ZM175 137H177V138H175ZM193 137H194V135H193ZM239 140H241V142ZM239 140L238 139L236 140L237 143H236V141L234 142V144L236 143L235 146H236L237 152L236 153L233 152L235 154V156H234L235 160H233V162L230 163L229 161H227L225 163H221V160L224 159V161H225L227 158V155L224 154L225 157H223V158L221 157L222 159L220 160L219 167L214 165V167L216 166L214 172L212 171L213 169L211 171L207 169L208 170L207 171L206 167H202L200 169H197V170H199V173H200L198 175L199 178L201 176H202V178H204V176H205V175L203 176L204 171L205 170L207 171L206 172L207 175L205 176L206 178L198 181V183H199L198 189H197L198 190V202L200 203L199 205L204 206L205 202L203 203L201 200L204 198L206 199V197L209 195V191L207 190L208 186H209V181H211L213 184L215 183L214 191H212L215 194V195H213L215 197L214 198L211 197L213 200H210V201H211V203L213 201L214 204L212 203L211 206L214 207L213 210H215L216 212L218 211L217 215L219 218H217L212 223L210 222L211 221L210 220L209 221L210 223H207V225H208V227H211V230H213L214 233H215V231H217L216 229H214L215 227H217L218 229L221 228L220 231L223 229L222 230L223 232L221 231V233H218L219 235L220 234L222 235V236L218 235L219 236L218 237V241H219L218 244L220 246H225L226 248L228 247L229 249H228V251H226L224 249L225 248L224 247V248H221L222 251H220V252L223 253L224 257L227 253L228 254L231 253V255H233L237 252L239 257H237L236 255L235 256L237 258L244 259V262L238 263V264H264V261H262L263 259L261 260V258L263 256L260 257V261H259V259H257V255H258L257 253L259 250L258 248L261 247V245H260L261 241L259 239H262V237H263V240H264V223H261L262 224L261 226L263 227V229L262 228L260 229V227H258L259 225H257V227H255L257 229L259 228V230H263V234L262 233L259 234L258 237H256L254 235L256 230H257V229L254 230V224L253 225L250 224L253 220L254 221L258 220L259 222L264 220V208H262V205H260L261 202H259L260 200H262L264 198V149L262 147L263 150H261V149L258 150L257 148L259 145L258 146L256 145V147H257L256 148V147H253V145H255V144H253V145L251 144L252 145L251 146L247 142H242L243 139L240 138ZM47 142H49L48 138H47ZM156 142H157V144H156L157 146L155 148H153V145ZM248 142L250 143V141H248ZM253 142H254V139L251 141V143H253ZM255 142H256V139H255ZM257 142H259V141H257ZM93 143H95L96 146H94ZM167 143H168V147L166 146ZM84 144H86V146H84ZM87 144H90V146ZM130 144H132V145H130ZM195 146H197V145H195ZM207 146L206 147L203 146V148L205 149V148H207ZM136 147L138 148L137 150H135ZM83 148H84V151H82ZM259 148H260V146H259ZM227 149H226V151H227ZM135 151H137V153H139V154L141 153V155L139 157L135 156L134 158H136V157L137 158L133 159L132 157L135 154H133L132 156L130 154L136 153ZM191 151H193V150H191ZM124 152L130 153V154L127 155V153L124 154ZM189 152H188V154H189ZM201 152H202V150H201ZM204 154H207V153L204 152ZM43 156H46V154L44 153ZM229 156H232V155L229 154L228 157ZM131 158L134 160L133 164L130 163ZM209 158H210V155H209ZM232 158H231V160H232ZM144 159H145V163H143ZM36 161H38V160H36ZM28 163H29V161H28ZM137 163L139 165H137ZM31 164L32 163H30L29 165H31ZM42 164H43V162H42ZM135 164L137 166H135ZM198 164H199V162H198ZM49 165H51V164H49ZM203 165H205V164H203ZM28 168H30V167H28ZM27 169H26V171H27ZM217 171H219V172H217ZM208 172H213L210 174L211 175L213 174L212 176L215 177V180H214V178L211 179L210 178L211 176L209 177L210 179L208 178ZM216 173H217V175H216ZM180 174H181V177H180ZM138 176H139V178L143 177L142 180L144 179L143 180L144 181V184H143L144 193H147L148 189L151 187L153 189H155L154 199L157 200V204H156V206H154V208H152V209H154L153 213L155 215V219L153 216H151L149 219L146 220V222L143 224L141 229L139 227L138 232L134 233L133 232L134 225L130 226L129 222H131V221L129 218H132V215H130V211L133 210L135 207H137V204L135 203L136 206L132 204V202L135 199L130 198L131 195H133V194L131 191L132 189H130L131 185H129L128 183L134 182V180H135L134 178H138ZM140 176H142V177H140ZM48 177H51V180H49ZM129 177L131 178L130 181L123 180V178L129 179ZM45 178H47V180H49V181L47 184H42V183H45L44 181L42 182V180L43 179L45 180ZM113 180H115V183H112ZM119 181H122L121 182L122 186L118 184ZM53 182L58 184V185H56L57 187H61L60 188L61 194L63 193L64 194L63 196L66 197V205L62 204V207L65 206L66 209H65V207H64V209L62 208L61 212L68 213L69 211H76L77 209L81 210L80 211L81 213H79V214H82L83 216L81 217V219L76 224L66 225L69 222L68 220H66V221H63V224L65 226H63V224L61 226H55L54 225L56 222V216L52 215L53 213H52L51 207H50L51 201L48 200L47 195H46V193L49 192L48 189H51V187L53 186L51 184ZM91 183H94V185H90ZM174 183L175 182H173V184ZM14 184H12V185L14 186ZM74 185L76 187H74ZM175 185L177 186V184H175ZM76 188L77 189L79 188V191H76ZM178 188H179V186H178ZM217 188L221 189L222 192H220L219 194L218 193L216 194L215 191L217 190ZM113 189H115V190H113ZM179 190H181V189H179ZM55 191H58V189H56ZM135 192H137V191L135 190L134 193ZM217 192H218V190H217ZM185 196H188V195L186 194ZM56 198H57V196H56ZM11 199L18 200L17 210H16V208L14 210H12V209L10 210L8 207H6L8 202ZM51 199H52V197H51ZM121 202H123V203L125 202L126 206H121L122 205ZM36 204L42 207L41 211H42V214L44 216H42L41 219H37L36 215L30 214V211L33 209V206ZM95 204H98L99 206L95 209L93 208L91 210H84V209H87L89 207L94 206ZM129 204H131V207H127ZM177 204H179V203H177ZM116 207L120 208L118 211L119 213L117 212V209H115ZM184 207L185 206H183V208ZM176 214H179L180 217ZM174 215H176V216H174ZM183 219H182V221H183ZM206 221H205V223H206ZM254 221L252 223H254ZM48 222L52 224L53 228H52V230L47 232L48 233L47 234L48 240H45L44 244L49 245V246L53 245V249L51 251H49V250L45 251L44 256H43L44 257L43 261L41 259H38L37 256L39 254H35L36 256H34L32 254H29L28 252L25 253V251L23 250L24 254L22 255V254H20V252L17 253L14 251H10V247H15L17 245L20 246L24 243L29 242L31 239L39 240L38 234L36 236H34V233L36 232L34 230V227L35 226L48 227ZM167 229H169V228H167ZM168 231L170 233V230H168ZM168 231H166V233ZM216 234H217V232H216ZM251 234H252V236H251ZM242 235L244 237H246L243 240L244 242H242V240L240 239L242 237ZM137 237H139V239L136 241L135 239ZM30 242H32V241H30ZM81 242L85 243L86 245L82 244L80 246ZM218 244H217V246H218ZM242 246H246L247 248L242 249ZM80 248H84L86 250L85 258H82V256L79 257ZM182 249L180 248L181 252L183 253L184 251ZM232 250H234V253ZM21 251H22V249H21ZM215 251H217V250H215ZM183 255H185V252ZM261 255H259V256H261ZM247 256L254 258V260L249 261L248 260L249 257L247 258ZM76 257H77V261L73 262V260ZM217 257H218V255H217ZM226 257H227V255H226ZM204 258H206V257H203V259ZM212 258H213V256H212ZM212 258H209V261H202V262H200V264H209L210 262H211V264H221L220 262H218V263L214 262V260ZM224 261H226V260H224Z\"/></svg>",
    "mask_w": 264,
    "mask_h": 264
},
{
    "label": "clouds",
    "instance_id": "clouds-1",
    "mask_svg": "<svg viewBox=\"0 0 264 264\" xmlns=\"http://www.w3.org/2000/svg\"><path fill=\"white\" fill-rule=\"evenodd\" d=\"M235 62H233L234 64ZM203 67L204 71V80L203 81H197L199 84V87L201 89H214L217 91L222 90V85L218 82L213 81L211 77V65L208 62H204L201 64ZM237 88L233 92L230 93V96L232 97L233 104H236V102L240 99L241 97V89H245L250 85V78L247 76H238L237 77ZM79 90H75L73 92V95H79ZM238 114V110L234 113Z\"/></svg>",
    "mask_w": 264,
    "mask_h": 264
}]
</instances>
